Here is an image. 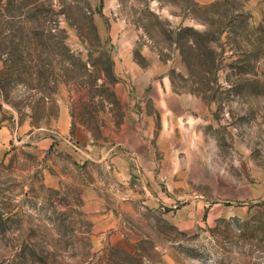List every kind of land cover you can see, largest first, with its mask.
Returning a JSON list of instances; mask_svg holds the SVG:
<instances>
[{
	"label": "rangeland",
	"instance_id": "obj_1",
	"mask_svg": "<svg viewBox=\"0 0 264 264\" xmlns=\"http://www.w3.org/2000/svg\"><path fill=\"white\" fill-rule=\"evenodd\" d=\"M0 264H264V0H0Z\"/></svg>",
	"mask_w": 264,
	"mask_h": 264
},
{
	"label": "crops",
	"instance_id": "obj_2",
	"mask_svg": "<svg viewBox=\"0 0 264 264\" xmlns=\"http://www.w3.org/2000/svg\"><path fill=\"white\" fill-rule=\"evenodd\" d=\"M175 102L181 101V96L178 98V95H175ZM126 124V133L131 134V139L125 138L121 133L117 134V136H122L121 141H116L114 148L117 147L115 153L111 155L109 161L114 163L116 168H119L121 171L128 170V171H135L137 170V165L140 163H144L147 165L148 168H152L155 165V157H154V150L152 145L149 142L144 140V134L139 125L135 123H131V126H127ZM129 136V134H128ZM88 147H92V150L88 152V157H97L95 153V149H97L96 144H88ZM106 152L107 145L103 146ZM129 149V151H128ZM98 150V149H97ZM126 150V151H123ZM131 151V152H130ZM98 157L101 158V155L98 154ZM99 158V159H100ZM140 167V166H138ZM133 171V172H134Z\"/></svg>",
	"mask_w": 264,
	"mask_h": 264
}]
</instances>
